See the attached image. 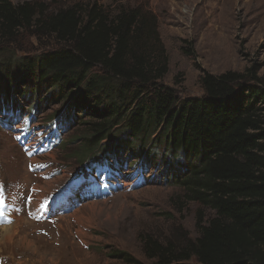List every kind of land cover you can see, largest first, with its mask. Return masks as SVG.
I'll use <instances>...</instances> for the list:
<instances>
[{
	"label": "trees",
	"instance_id": "obj_1",
	"mask_svg": "<svg viewBox=\"0 0 264 264\" xmlns=\"http://www.w3.org/2000/svg\"><path fill=\"white\" fill-rule=\"evenodd\" d=\"M26 38L39 48L25 51ZM182 50L190 55L192 43ZM168 70L158 17L145 3L0 0V113L21 112L11 86L35 96L31 112L49 91L68 100L73 117H93L81 123L78 158L147 144L180 160L173 182L211 215L199 210L196 235L176 243L144 236L154 264H264V79L250 69L204 73L202 94L180 98L163 82ZM65 114L53 121L70 122Z\"/></svg>",
	"mask_w": 264,
	"mask_h": 264
},
{
	"label": "rangeland",
	"instance_id": "obj_2",
	"mask_svg": "<svg viewBox=\"0 0 264 264\" xmlns=\"http://www.w3.org/2000/svg\"><path fill=\"white\" fill-rule=\"evenodd\" d=\"M43 1H53V5L61 7L74 0ZM101 2L112 5L142 2L157 15L168 54L169 70L163 82L175 87L180 98L202 94L199 78L204 73H244L250 69L264 79V0ZM189 42L192 53L186 55L182 48L188 47ZM23 44L25 51L39 48L32 38L24 39ZM19 85L20 89L11 86L10 90L18 98L20 114L25 116L0 113V220L10 223L0 227V257L11 264H130L113 256L122 251L134 259L132 264H154L144 256V236L176 243L196 235L198 211L204 216L211 212L186 201L183 191L173 182L177 172L172 170L180 160L162 146L155 151L147 144L140 148L125 146L120 153L124 167L116 170L119 176L107 180L108 191L104 196L89 199L85 196L89 193L88 186L79 188L86 181L80 185L75 181L90 159H80L78 155L83 143L81 123L92 119L91 113L86 111L73 117L75 108L70 111L68 100H59L49 91L40 92L37 110L31 112L35 96ZM56 112L59 119L66 113L70 122H54L52 115ZM29 113L33 116H28ZM140 158L149 166L146 178L153 174L148 183L129 168ZM40 174L43 180L37 179ZM89 176L101 183L93 168ZM36 181L39 184L33 185ZM30 185L32 193L25 211L26 187ZM17 186H22L21 194L12 198ZM58 188L63 191L57 194L61 196L56 205L70 200L78 203L59 215L55 224H48L44 221L54 218L56 210L51 212V199L47 195ZM37 192L35 202L32 196ZM38 204L40 214L28 216ZM7 211L11 217H6ZM31 220L44 223L40 226ZM4 227H9V239L2 236H7Z\"/></svg>",
	"mask_w": 264,
	"mask_h": 264
},
{
	"label": "bare ground",
	"instance_id": "obj_3",
	"mask_svg": "<svg viewBox=\"0 0 264 264\" xmlns=\"http://www.w3.org/2000/svg\"><path fill=\"white\" fill-rule=\"evenodd\" d=\"M46 185H47V184H46ZM46 185H45V186H46ZM48 186H50V184H49ZM36 188H37V187H36ZM42 188H43V187H42ZM45 188H46V187H45ZM45 188H44V189H45ZM32 190H33V189H32ZM34 190H35V189H34ZM31 193H32V192H31ZM29 196H30V194H29ZM32 197H33V196H32ZM8 228H9V227H4V228H3V230H5V232H6V234H7V236H5V234L2 235L3 238H5V239H6V238L9 239V237H10V234H9L10 232H8Z\"/></svg>",
	"mask_w": 264,
	"mask_h": 264
},
{
	"label": "snow or ice",
	"instance_id": "obj_4",
	"mask_svg": "<svg viewBox=\"0 0 264 264\" xmlns=\"http://www.w3.org/2000/svg\"><path fill=\"white\" fill-rule=\"evenodd\" d=\"M0 203H2V199H0Z\"/></svg>",
	"mask_w": 264,
	"mask_h": 264
}]
</instances>
